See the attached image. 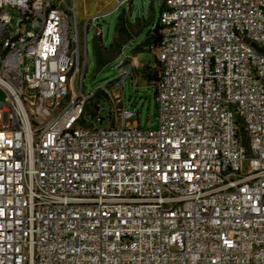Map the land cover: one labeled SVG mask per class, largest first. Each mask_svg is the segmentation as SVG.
Segmentation results:
<instances>
[{
	"label": "built area",
	"instance_id": "built-area-1",
	"mask_svg": "<svg viewBox=\"0 0 264 264\" xmlns=\"http://www.w3.org/2000/svg\"><path fill=\"white\" fill-rule=\"evenodd\" d=\"M159 29L142 128L84 92L72 0H0V264H264V0H165Z\"/></svg>",
	"mask_w": 264,
	"mask_h": 264
},
{
	"label": "rangeland",
	"instance_id": "rangeland-1",
	"mask_svg": "<svg viewBox=\"0 0 264 264\" xmlns=\"http://www.w3.org/2000/svg\"><path fill=\"white\" fill-rule=\"evenodd\" d=\"M76 7L77 20L82 33L85 58L87 47V71L84 79V92L95 96L92 104L110 106L106 95L98 90L108 86L115 93H122L125 108L135 114L128 119L129 124L138 122L142 128L157 127L156 86L154 80L144 75V69L154 67L156 47L147 43L153 33L164 8V0H128L118 6L120 0H72ZM99 16L97 20L94 17ZM122 16V20L119 18ZM88 27H87V26ZM119 30L116 31V27ZM124 29H126L124 31ZM99 30L101 33L98 34ZM116 39L114 41V38ZM104 44L105 59L100 65L96 60L94 42ZM115 42L120 49L111 46ZM128 58L133 64L137 76L127 75L121 88L116 87L117 80H122L121 70L116 66L122 59ZM136 63L138 67H136ZM150 70V73H154ZM147 72V71H146ZM149 72V71H148ZM106 115V112L102 113ZM106 118L102 126L106 125Z\"/></svg>",
	"mask_w": 264,
	"mask_h": 264
},
{
	"label": "trees",
	"instance_id": "trees-1",
	"mask_svg": "<svg viewBox=\"0 0 264 264\" xmlns=\"http://www.w3.org/2000/svg\"><path fill=\"white\" fill-rule=\"evenodd\" d=\"M164 6H165V0H164ZM164 9V8H163ZM119 20H122V16L119 18ZM119 30V27L117 25L116 27V31ZM126 29H124L125 31ZM116 39V36L114 38V41ZM153 43L155 45V47L159 44L160 42V29H159V21L158 23L155 25L154 27V31L152 34L149 35L148 39H147V43ZM111 46H116L117 49L121 48V45L115 42L112 43ZM94 48H95V55H96V60L98 62V64H102L103 61L107 58H105V54L103 53V49H107L106 47H104V44L100 45L98 42H94ZM145 67H149L148 70L145 68L144 69V75L148 76L150 80H154V82H156L157 78H158V73H159V67L154 66V67H150V66H145ZM155 68H158V70H156V72L154 73H150V70L154 71ZM147 71V72H146ZM149 71V72H148ZM101 93V92H100Z\"/></svg>",
	"mask_w": 264,
	"mask_h": 264
},
{
	"label": "crops",
	"instance_id": "crops-1",
	"mask_svg": "<svg viewBox=\"0 0 264 264\" xmlns=\"http://www.w3.org/2000/svg\"><path fill=\"white\" fill-rule=\"evenodd\" d=\"M133 64H134V62H133ZM136 67H138L137 63H136Z\"/></svg>",
	"mask_w": 264,
	"mask_h": 264
}]
</instances>
